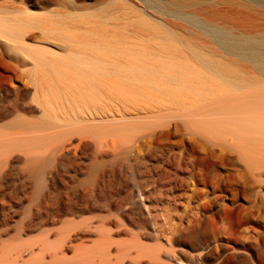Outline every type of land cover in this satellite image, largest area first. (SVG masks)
I'll return each mask as SVG.
<instances>
[{
  "label": "rangeland",
  "instance_id": "1",
  "mask_svg": "<svg viewBox=\"0 0 264 264\" xmlns=\"http://www.w3.org/2000/svg\"><path fill=\"white\" fill-rule=\"evenodd\" d=\"M107 4L108 0H0V23L16 30L19 27L17 37L9 34L14 30L0 29V87L12 88V93L22 86H33L32 90L34 85L26 71L33 68L39 73L52 70L54 78L50 80L54 83L65 85L69 82V76L62 77L61 71H69L67 64L71 63L68 59L74 57L72 49L78 46L65 45L69 40L60 35L79 33L80 38H89V49L103 50ZM163 5H168L171 12L162 9ZM114 6L116 10L120 6L127 10L133 7L145 10L150 15L147 16L150 21L145 33H152L155 37L152 42L185 49L188 48L185 44H190L193 48L215 54L226 62L221 66L226 77L200 64L160 68L163 73L178 78L170 81L158 77L152 82L147 81L148 84L143 82L135 102L139 110H130V114L126 112L120 128L111 129L113 133L108 130L109 135L103 136L105 132L77 128L78 132L86 133L85 143L78 148L76 161L79 164L73 166L76 169L70 167V171L63 167L52 168L54 164L50 163L54 162L49 161L47 154L48 148L66 139L63 126L58 122L56 125L61 127L54 125L55 113L62 115L65 109L59 108L62 114L58 110L46 112L40 119L43 122V178L37 182L31 173L26 174L22 192L31 196L39 190L42 193L55 190L63 195L89 188L111 196L114 207L125 205L133 210L134 213L124 220L126 226L130 228L131 216L138 221L140 231L144 230L146 223L142 243L154 248L155 252L160 249L157 253L161 249L171 252L177 257L172 264H264V72L256 64L227 53L202 26L203 23L213 27L218 25L239 37H264V0H115ZM140 14L143 15L141 11ZM71 23L74 28L68 26ZM141 40L147 42L143 36ZM41 55H46L49 62L41 60ZM235 82L241 87L234 85ZM31 98L32 92L27 101L36 105ZM89 98L93 95L89 94ZM146 108H149L148 112ZM21 113L6 121L24 117L27 121L29 119L27 126L31 128L37 115ZM125 117L137 119L135 122ZM110 119L109 116L103 122L114 123ZM121 130L126 131L125 135ZM79 142V135H74L72 143ZM17 148L20 150L22 146ZM23 154L22 150L20 155ZM22 159L19 162L23 163ZM81 163L84 165L78 166ZM99 164L104 166L103 169ZM15 168L19 170V166ZM78 179L81 185L79 181L77 183ZM98 181L100 188L95 186ZM6 183L4 189L11 186V182ZM16 210L19 218L26 208L22 206ZM165 228L168 232L164 234ZM153 238L155 240L150 241ZM145 240H149L151 246Z\"/></svg>",
  "mask_w": 264,
  "mask_h": 264
},
{
  "label": "bare ground",
  "instance_id": "2",
  "mask_svg": "<svg viewBox=\"0 0 264 264\" xmlns=\"http://www.w3.org/2000/svg\"><path fill=\"white\" fill-rule=\"evenodd\" d=\"M114 4L115 0H108L106 17L107 33L103 50L89 49V38H80L79 33V36H77L78 34L74 35L75 33L72 35L70 34L71 36L62 35L61 33L60 36L65 37V39L68 38L69 40L65 45L70 46L71 44H76L78 46L72 49L74 50V57L71 56V59L69 56V59H71H68V62L71 64H67L69 71H64L63 69L64 72L61 71L62 77L65 78L67 75L69 76V82H66L65 85H63L64 83H54L55 81L53 82L50 80L54 75H52L51 69V72L49 70V72L41 70L42 72L39 73L37 71L35 72V68L32 69L34 72L28 68L29 71H26V74L34 85L32 90L31 88L33 86H31V88H29V86H22L21 88L17 87L14 93H12V88L0 87V123L4 120L6 121L15 114L19 115L21 112L37 115V119L33 121V126L30 125L32 126L31 128L27 126V124L29 125V119L27 121L24 117H20L12 122L6 121L0 125V187L4 189L6 186H4V184L7 181L11 182V186H8L11 189H0L3 190L0 193V264H170L176 261L177 257L175 258L168 250L161 249V252L157 253L160 251V249L158 250L160 245H158L159 247L157 246L158 251L155 252L156 250H154V248L142 243L144 242L142 238L145 237H142V234H144L143 231L147 224L145 223L144 230L142 231L143 228L141 229L143 233H141L138 221L135 217L131 216L130 225L128 223L130 228H128L124 220L134 213L133 210L127 209L128 206L126 207L125 205L114 207L115 205L111 204L113 201H110L111 196H106L101 194V192L98 193L94 189L89 190V188H86V190L82 192L74 190V192H67L61 195L62 193H56L54 192L55 190H49V186L46 187L49 190L48 192L42 193L39 190L36 194L31 193L33 194L31 196L30 194L28 195L22 192L26 174L29 173L30 175L31 173L37 182H40L43 178V165L45 164V162H43L44 148L41 149L43 139V125L41 123L43 122H41L40 119L44 117L46 112L53 110L60 111L59 108L63 109V107L65 109V111L63 110L64 114L60 111L62 115H58L59 112L55 113L57 116L54 125L56 127L63 126L62 132L64 136L66 135V139L65 141L62 140L63 142L57 146L51 147L52 145H50L51 148H48V153L47 151L46 153L49 154V161L54 162H49L50 165L54 164L52 168L55 167L54 169L58 170L60 167H63L70 171V167H77L76 165L79 164L76 161L78 148L84 142L86 135L84 132H78L77 128L89 129L91 132H105L102 136L105 134L107 135L108 130L120 128L122 124L121 120L127 115L126 112L130 114V110H139L135 102L137 101L136 97L138 96V91L142 88L141 86H143V82H152L158 79V77H165L170 81H176L178 78H176L174 74L163 73L160 68L189 67L191 65L200 64L215 70L222 77L225 76L221 66L226 62L218 59L215 54L193 48L190 44H185L188 47L185 49L181 47L174 48L170 44L163 42H152L155 38L152 36V33H145L147 24L150 21L148 18L150 15H148L145 10H140V8L137 9L136 7H129L130 9L127 10L122 6H118L119 9L116 7V10ZM131 5L133 6V4ZM163 7L162 9L167 11L171 10L168 5H163ZM140 11L143 15L140 14ZM132 18L138 19L132 20ZM60 22L62 24L64 23L62 21ZM68 26L73 27L75 25L71 23V25ZM202 26L210 32L212 38H214L227 53L231 55L234 54L256 64L264 72V37L249 35L239 37L232 31L222 27L220 28L218 25H214L213 27L208 23H203ZM1 28L7 30V32L16 31L9 33L11 37L18 36L17 30L19 27L16 30L14 27L0 23V29ZM54 30L51 31L53 32ZM142 36L146 38L147 42L141 40ZM7 38L8 37H6V39ZM21 45H23V43ZM60 45L63 46L62 44ZM18 48L20 49L21 47L19 46ZM45 56L41 55V60L48 61ZM50 58L52 57L50 56ZM20 68L22 69V67ZM60 82H62V80H60ZM155 83L153 84L155 85ZM234 85L241 87V84L237 82H235ZM151 90L153 91V89ZM30 92H32L31 99H33L32 101L35 102L36 105L27 101ZM89 94H92L93 98H89ZM149 98L151 99V97ZM38 108H40V110ZM146 109L145 111L148 112L149 108ZM37 112L38 114H35ZM134 114L135 113H133V115ZM109 116L111 118L110 120H113L114 123L105 124L106 122L103 121ZM117 116H119V118H115ZM129 117H131V115ZM135 118L133 119L134 121ZM130 119L131 118L128 120L133 121ZM56 122L61 126H57ZM126 127L127 126H125V128ZM51 128L55 127L51 126ZM110 132L113 133V131ZM123 133L125 135L126 131ZM74 135H79L80 142L78 144L72 143ZM118 135H122V133ZM98 136L100 137V135ZM114 137L116 140L115 135ZM100 141L102 140H99V142ZM32 143L33 146H31ZM20 146H22L20 150H23L25 153L23 154L24 156L20 155L21 151L17 148ZM104 146L106 147L107 145ZM100 147H102V143ZM16 151H20L19 154H17ZM21 159L23 163L19 162ZM81 165L84 164L81 163L78 166ZM15 166H19L18 171ZM99 166L101 167L100 164ZM52 168H49V170ZM77 170L79 169L77 168ZM72 171L74 172L75 170ZM70 176H72V174ZM79 180L80 179L77 180V183ZM61 181H63L62 178ZM86 181L88 180L86 179ZM93 181L94 180H92V183ZM64 183H66L65 180ZM79 184L81 185L80 181ZM110 184L109 186H111ZM47 185H49V183ZM82 186L84 187V185ZM95 186L97 188L101 187L99 181ZM109 195L112 194L110 193ZM22 206L26 208V211L17 218L16 211L18 210H16V208ZM140 216L138 219H140ZM169 218L171 219V217ZM170 221L172 222V220ZM143 224L141 223V225ZM163 226L164 225H162V227ZM154 229L155 226L153 230ZM167 229L169 232L171 231L169 227ZM167 229L165 228L166 232L164 231V234L168 232ZM147 231L148 230H146V232ZM159 231L160 233L162 232L161 230ZM149 233L147 234L151 235ZM162 234L163 233L160 235ZM125 235L126 237L129 236V238H125ZM168 235L166 234V236ZM150 237L148 238L150 239ZM154 238L157 239L156 237ZM154 238L150 241L155 240ZM150 243L148 245H150ZM163 247L165 246H162V248Z\"/></svg>",
  "mask_w": 264,
  "mask_h": 264
}]
</instances>
